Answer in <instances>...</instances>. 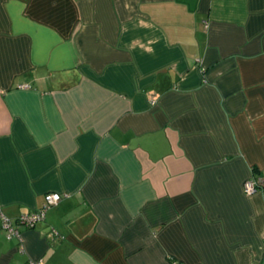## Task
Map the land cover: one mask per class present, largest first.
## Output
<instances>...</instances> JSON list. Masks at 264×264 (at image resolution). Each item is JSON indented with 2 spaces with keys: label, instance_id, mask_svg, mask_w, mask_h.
<instances>
[{
  "label": "crops",
  "instance_id": "crops-1",
  "mask_svg": "<svg viewBox=\"0 0 264 264\" xmlns=\"http://www.w3.org/2000/svg\"><path fill=\"white\" fill-rule=\"evenodd\" d=\"M263 236L264 0H0V264H264Z\"/></svg>",
  "mask_w": 264,
  "mask_h": 264
},
{
  "label": "built area",
  "instance_id": "built-area-1",
  "mask_svg": "<svg viewBox=\"0 0 264 264\" xmlns=\"http://www.w3.org/2000/svg\"><path fill=\"white\" fill-rule=\"evenodd\" d=\"M21 87H27V85H20ZM263 186V181L261 176L252 174L243 180L241 184V190L243 194L250 195ZM65 194H59L57 192H48L43 194L42 203L39 207L29 212L20 214L16 218V223L24 225L25 227H32L33 224L39 220H42L45 214V211L51 206L55 205L61 197ZM2 228L5 231V236L7 239L16 238L21 242L22 235L19 229L13 224L12 220L6 216H2ZM52 234H55V231L51 230ZM262 247L264 248V236L262 237ZM174 264V263H173Z\"/></svg>",
  "mask_w": 264,
  "mask_h": 264
},
{
  "label": "trees",
  "instance_id": "trees-1",
  "mask_svg": "<svg viewBox=\"0 0 264 264\" xmlns=\"http://www.w3.org/2000/svg\"><path fill=\"white\" fill-rule=\"evenodd\" d=\"M252 170H253L252 172L255 173V170L254 169H252Z\"/></svg>",
  "mask_w": 264,
  "mask_h": 264
}]
</instances>
